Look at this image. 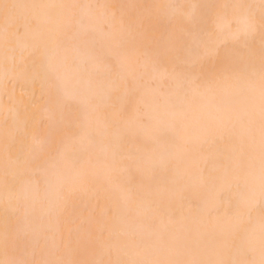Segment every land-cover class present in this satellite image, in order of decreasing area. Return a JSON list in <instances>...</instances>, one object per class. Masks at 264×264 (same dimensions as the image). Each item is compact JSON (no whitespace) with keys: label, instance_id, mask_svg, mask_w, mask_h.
<instances>
[{"label":"snow or ice","instance_id":"1","mask_svg":"<svg viewBox=\"0 0 264 264\" xmlns=\"http://www.w3.org/2000/svg\"><path fill=\"white\" fill-rule=\"evenodd\" d=\"M22 35L28 56H17ZM0 52V184L16 217L0 264H264V0H0ZM34 109L43 137L29 129ZM97 179L110 201L99 216L75 206Z\"/></svg>","mask_w":264,"mask_h":264},{"label":"bare ground","instance_id":"2","mask_svg":"<svg viewBox=\"0 0 264 264\" xmlns=\"http://www.w3.org/2000/svg\"><path fill=\"white\" fill-rule=\"evenodd\" d=\"M75 2H80V3H113V4H119V3H137V4H162V3H174V2H189V0H75ZM192 2L196 3H245V4H255L259 5L260 0H192ZM259 9H257V12ZM157 27L159 28L160 31H164L167 28L168 22L166 20L163 21H158L156 22ZM21 30L22 26H21ZM255 47L257 49V52L259 50V38L257 37L256 39V44ZM17 48V56H19L21 53L23 55L28 56L31 52V47H30V41L28 38L24 37L22 35L21 39L17 42L16 44ZM0 56H2V52H0ZM177 65V72H184L188 70V65L182 60H177L176 61ZM199 71V68L196 69ZM164 90H168L169 87H174V85H169L168 83H165L164 85H161ZM8 88L15 89L17 96L20 94V82L18 81L17 78H13L10 80L8 84ZM8 100L7 96H4L0 94V105H3L6 103ZM148 102H151V97H148ZM75 107H73L72 110H70L68 117L66 118V122L71 121L72 119V113L75 112ZM35 114L34 120L31 122L29 125L30 131H37L41 134V136L47 135L45 129L40 128V122L41 120H46V116L41 114L38 110H33ZM4 116L3 112L0 111V174H2V166H3V160H4V150H3V133H4ZM60 136L59 135H54L49 138V144L54 147L55 144L59 141ZM22 145L19 143V141L16 142V146L14 151H19L21 149ZM223 147V145H222ZM75 154L78 158H83L87 159L88 158V151L86 147H81L79 145L74 146ZM208 153V147L204 146V153H201L199 148H196L193 150L192 155L190 157L192 164H193V170H195L196 166L202 165L203 164V155ZM183 168V165H181ZM169 179V177L165 174H161L158 178L160 183H164ZM43 178L40 177V186L43 188ZM196 197L194 194H189L184 202V208L183 211L187 213L189 211V201L194 200ZM75 206L77 210L83 209L87 207L90 212L94 213L95 215L99 216L102 214L107 207L110 206V201L106 197V192L103 186V183L101 180H93L90 184L89 191L84 194H78L76 200H75ZM168 211L170 212H176L179 213L180 211V205L179 204H173L170 207L167 208ZM32 214H31V220L33 223H39L40 222V217H41V206L39 203H37L33 208H32ZM9 223V225L14 226L16 223V217L12 213L11 209H9L8 214L6 216L5 213V203L3 199V186L0 184V233H2L5 222ZM71 227V224L68 223L67 221L64 222L63 224V229L65 233L67 232V229ZM31 240V236L25 235L21 233L18 238V243L21 249L25 247ZM2 249H0V257H2ZM31 259V256L28 257ZM37 259L39 256L37 255Z\"/></svg>","mask_w":264,"mask_h":264}]
</instances>
